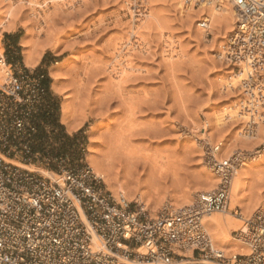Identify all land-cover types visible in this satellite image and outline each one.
Wrapping results in <instances>:
<instances>
[{
  "label": "rangeland",
  "instance_id": "374dc122",
  "mask_svg": "<svg viewBox=\"0 0 264 264\" xmlns=\"http://www.w3.org/2000/svg\"><path fill=\"white\" fill-rule=\"evenodd\" d=\"M221 2L213 0L212 6ZM199 4L185 5L183 0H0V55L7 60L16 56L23 65L25 46L21 43L28 36L29 49L41 51V56L46 53L43 61L29 68L44 72L47 88L54 81L50 61L65 60L55 68L64 92L48 89L50 106L36 122L34 151L43 159L26 167L40 174L42 170L55 173L56 156L71 166L90 167L91 145L93 156L122 191L108 190L100 178L104 188L114 195L130 192V199L124 196L131 202L142 197L139 200L148 213L155 215L166 202L186 199L191 190L216 187L218 177L207 158L222 143L217 160L239 152L248 165L241 206L232 209L237 207L241 213L258 203L264 205V154L248 162L258 151L264 153V106L257 108L255 118L260 135L242 137L249 120L244 108L247 96L241 81L226 91L237 71L219 56L230 32L224 27L210 32V25L208 35V31L200 34L196 22L204 14ZM143 10L145 17L137 18ZM7 11L16 16L12 30H7L14 22ZM13 30L14 42L8 33ZM30 30L32 35L27 34ZM136 34L141 39L134 42ZM124 41L129 44L117 54V46ZM115 58L119 59L115 62ZM113 65L126 71L128 81L114 84L117 80L108 69ZM64 99L81 122L72 132L61 123ZM237 109L240 116L233 114ZM197 198L193 196L188 205Z\"/></svg>",
  "mask_w": 264,
  "mask_h": 264
},
{
  "label": "built area",
  "instance_id": "2783aa9c",
  "mask_svg": "<svg viewBox=\"0 0 264 264\" xmlns=\"http://www.w3.org/2000/svg\"><path fill=\"white\" fill-rule=\"evenodd\" d=\"M183 1L196 5L199 0ZM231 1L238 20L223 45V60L244 72L248 134L257 108L264 106V0ZM145 13L137 12V18ZM196 26L206 29L208 23L199 20ZM1 64L0 264H264L262 210L231 231L245 253L224 254L203 223L204 216L228 210L241 153L223 160L209 153L218 177L215 189L191 205L166 204L149 215L142 203L106 190L88 165L71 166L56 156V178L26 167L43 159L34 144L37 118L50 106L45 74L3 54ZM231 213L240 216L237 207Z\"/></svg>",
  "mask_w": 264,
  "mask_h": 264
},
{
  "label": "bare ground",
  "instance_id": "6f19581e",
  "mask_svg": "<svg viewBox=\"0 0 264 264\" xmlns=\"http://www.w3.org/2000/svg\"><path fill=\"white\" fill-rule=\"evenodd\" d=\"M212 1L213 0H202V2L199 4L200 0L198 1V3L196 4V6H200V8H202V12L204 14V17L201 19L202 21H206L208 23V29H201L200 31V34H204L206 33L208 30H209V27L211 28V31L210 32H215L221 28H225V30H227L228 32H233L234 30V27L232 28L231 24L233 22V26H234V23L236 22V20H238V16H237V12L236 10L234 9L233 7V3L231 0H228V2H226L225 0H223V2H221V4H218V5H213L212 6ZM179 2V1H178ZM184 2V1H183ZM62 3V2H60ZM58 4V3H57ZM232 7H230L231 5ZM55 5V4H54ZM191 6V4H190ZM195 6V5H193ZM182 7V6H181ZM180 7V8H181ZM33 8V7H32ZM11 10H14V9H11ZM33 11V10H32ZM8 12V11H7ZM15 12V11H14ZM35 12V11H34ZM8 16L9 18L11 19H14V22L11 20L10 21V25H8V28L7 30H12L14 27H15V22H16V16L15 15H12L11 13L8 12ZM207 14V15H206ZM192 15V14H191ZM7 16V17H8ZM18 16V15H17ZM36 16H38V14H36ZM34 17V16H33ZM41 17V16H39ZM6 18V17H5ZM37 18V17H36ZM20 19V18H19ZM18 19V20H19ZM6 20V19H5ZM8 20V19H7ZM10 20V19H9ZM199 21V20H198ZM18 22V21H17ZM136 23V22H135ZM211 25V26H210ZM6 26V25H5ZM135 27V26H134ZM223 28V29H224ZM135 29V28H134ZM38 31V30H37ZM138 31V30H137ZM209 31L207 33H210ZM31 30H30V33L28 32L27 34H31ZM206 33V34H207ZM26 34V35H27ZM223 34V33H222ZM221 34V35H222ZM32 35V34H31ZM30 35V36H31ZM220 35V36H221ZM135 36V35H134ZM133 36V37H134ZM228 36V35H227ZM136 40L134 42H137L139 41L141 38L139 36H135ZM206 37V35H205ZM219 37V36H217ZM24 38V37H23ZM28 38V36H27ZM27 38H25V40L23 39V43H21L22 45L25 46L24 48V51H23V64L27 67H32L34 65H36V63L38 62V60L40 59L41 57V51H38L37 49H29L28 48V40H26ZM220 38V37H219ZM222 38V37H221ZM220 38V39H221ZM22 41V40H21ZM126 44H129L128 41H124L122 43H120V45L117 46L116 48V53L118 54V52L120 53V51L122 50V48H125ZM127 47V46H126ZM115 50V49H114ZM125 50V49H124ZM123 50V51H124ZM168 52H169V49H168ZM2 53V47L0 46V54ZM119 56V55H118ZM219 56H220V59L223 58V52H220L219 53ZM122 58V57H120ZM119 59V58H117ZM115 58V62L117 60ZM128 59V58H127ZM64 59L61 60L60 62L56 63V64H53L50 66V75L51 77L53 78V82L51 84V89H53L55 92L59 93V94H63V89L60 87L59 85V79H60V76H59V73L57 72V70L55 69L58 65H61L64 63ZM129 61V60H128ZM122 62V61H121ZM120 62V63H121ZM124 62V61H123ZM122 62V63H123ZM127 62V61H126ZM125 63V62H124ZM114 64V63H112ZM117 65V64H116ZM99 66V67H98ZM98 69L100 68V65H98ZM120 66V65H119ZM125 66H127V63L123 65L124 68H126ZM110 67V66H109ZM108 67L109 69V73H111V75L113 76L114 79H116V83L114 82V84H121L122 85V81H124L125 79L127 80L126 76H127V73L126 71L124 72V69H121V67H114L111 66L110 68ZM128 67H130V65H128ZM102 68V67H101ZM103 69V68H102ZM129 69V68H128ZM127 69V70H128ZM104 70V69H103ZM2 71L4 72V65H0V77H2ZM99 71V70H98ZM128 72V71H127ZM98 73V72H97ZM101 73H103L101 71ZM244 76V72L243 71H239L237 73H235L232 81H229V83L226 85L225 89L226 91H229V90H232V88L234 89V87H237L238 85V82L242 80V77ZM128 81V80H127ZM117 87V86H116ZM120 88H123V87H120ZM119 89V88H118ZM118 91V90H117ZM244 103V102H243ZM245 105V104H244ZM238 110V109H237ZM241 110V109H240ZM243 111V110H242ZM236 113V116L239 114L240 116V112L239 110L236 112H234L233 114ZM243 113V112H242ZM232 114V113H231ZM232 114V115H233ZM243 115V114H242ZM245 117V114L243 115ZM233 118V116L230 115V118ZM235 117V116H234ZM228 118V117H227ZM229 118V119H230ZM251 121V120H250ZM222 122V121H221ZM61 123L64 124L66 126V129L68 132H72L74 131L76 128H78L81 124V122H77L76 119H75V116L72 112V109H71V106L69 104V102H67V100H63L62 101V104H61ZM220 123V122H219ZM218 123V124H219ZM224 123V121H223ZM222 123V124H223ZM252 123V122H251ZM259 123V122H258ZM257 122H255V124L257 125L258 124ZM218 128V127H217ZM257 130V127L250 132L248 134L245 133H242V137L244 138H254L255 137H258L260 135V132H256ZM246 140V139H245ZM199 144V142H198ZM202 145V144H200ZM222 145V143H218L217 145H215L213 148V155L214 157L216 156L217 152H218V149L219 147ZM91 146V145H90ZM89 146V149H88V162H89V165L91 167V169L93 170V172L98 176L100 177L102 180H103V183L106 185L107 189L112 191V192H119L121 189H119L117 186L114 185L113 181H111V178L109 176V173L103 168L102 164L100 161H98L96 159L95 156H93V151L94 149L91 148ZM93 147V146H92ZM195 148V147H194ZM195 151V150H194ZM225 151V150H224ZM216 152V153H215ZM220 153V152H219ZM264 153L258 151V154L255 155L254 157H251L249 161H255L256 159L258 160V158L260 159L262 156H263ZM221 155V154H220ZM219 155V156H220ZM223 160V159H222ZM247 161V160H246ZM246 161H240V163L238 164L237 166V169L232 177V180H231V184H230V188H229V207H228V210L225 212V214H221V213H211L209 215H206L204 216L203 218V223H204V226L205 228L207 229V232L209 233L210 237H211V240L214 244V246L217 248V249H220L222 252H224V254H229V253H235V252H239V253H245L246 250L245 248L240 244L238 243L237 241L234 240V238L230 235V230H236V229H239V228H242L243 227V224H240V221L242 222V218H245V217H248V215H252L251 213L255 210V209H260L264 212V205H260V203L257 204V206L254 208L253 207H248L245 209L244 205H243V212L240 213V216L238 215H234L233 213H230L233 206L236 205V204H241L240 201L242 200V197H241V191L243 189V185H244V180L245 178L247 177V164H246ZM256 168V166H255ZM149 169V168H148ZM153 168H151L152 170ZM41 171V169H40ZM154 171V170H152ZM44 176H48V177H53V172H49V171H46V170H42L41 171ZM151 172V171H150ZM147 174V173H146ZM156 174V173H155ZM208 175V174H207ZM210 176V175H209ZM215 178V177H214ZM114 180V179H113ZM203 181V180H202ZM208 181V180H207ZM216 181V180H215ZM217 185V184H216ZM123 189V188H122ZM214 188H208V187H201V188H198L194 191H190V194L189 196H187L186 199H183V201H176V202H173V200L169 201V202H166L167 205H170L172 207H184V206H187L188 203L190 204V201L191 199L193 198V196H197L198 198L202 197V196H205L206 194H208L209 192H211ZM122 191V190H121ZM130 193V192H129ZM128 192H125L122 194L121 192L120 193H117L116 195H122V196H127L129 199L131 198L130 195ZM124 196V197H125ZM183 196V195H182ZM141 197V196H140ZM142 198V197H141ZM139 198V199H141ZM197 198V199H198ZM137 199V201L139 203H142L143 201ZM165 204V205H166ZM241 206V205H240ZM152 212V211H151ZM149 215L150 214V211L148 213Z\"/></svg>",
  "mask_w": 264,
  "mask_h": 264
},
{
  "label": "crops",
  "instance_id": "0c3cea01",
  "mask_svg": "<svg viewBox=\"0 0 264 264\" xmlns=\"http://www.w3.org/2000/svg\"><path fill=\"white\" fill-rule=\"evenodd\" d=\"M8 33H9V35H10V39H12V41L14 42L15 37H16V33H15V31L13 30V31L8 32ZM8 42H9V40H8ZM8 47H10V45H9ZM45 54H46V53H43V54H42V56H41V58H40V61H43V60L45 59ZM51 55H53V54H51ZM50 64L53 65V61H50ZM48 89H51V87H48Z\"/></svg>",
  "mask_w": 264,
  "mask_h": 264
},
{
  "label": "trees",
  "instance_id": "16d2710c",
  "mask_svg": "<svg viewBox=\"0 0 264 264\" xmlns=\"http://www.w3.org/2000/svg\"><path fill=\"white\" fill-rule=\"evenodd\" d=\"M14 60H17V57H16V56L11 57V58H8V61H9V62H10V61H14Z\"/></svg>",
  "mask_w": 264,
  "mask_h": 264
}]
</instances>
